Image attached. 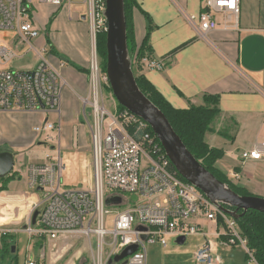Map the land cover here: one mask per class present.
I'll list each match as a JSON object with an SVG mask.
<instances>
[{"label": "built area", "instance_id": "1", "mask_svg": "<svg viewBox=\"0 0 264 264\" xmlns=\"http://www.w3.org/2000/svg\"><path fill=\"white\" fill-rule=\"evenodd\" d=\"M68 1L70 4L72 0ZM79 1L87 6L93 37L96 31L105 32L104 0ZM202 1V12L189 17L191 22H197L199 36L205 37L219 27L215 14L223 17L224 30L237 27L239 0ZM62 2L0 0V31H14L21 43L27 44V53L35 52L37 61L31 69H9V63L23 56H17L8 45L0 42V117L5 113L59 115L65 82L50 58L44 56L49 52L44 48L38 50L31 40L38 39L41 32L36 23L38 6L58 9ZM133 62L152 71H161L165 65L164 61L149 57L141 60L134 57ZM87 70L89 87L87 97L83 99V125L89 128L90 133L93 190L63 189L64 165L60 149H55V155L46 156V162L29 165L24 170L27 190L18 196V205L13 210L28 208V213L24 225L17 232L27 234L30 241L50 244H67L73 240L90 243L91 238H95L92 264H108L123 249L135 245L136 252L118 264H145L146 246L149 244L158 243L166 248L168 239L207 237L199 224L194 223V220L203 219L220 227L222 232L217 231L216 237L222 236L227 245L242 248L247 258L255 262L237 221L196 187L179 178L150 127L117 105L113 112L99 105L98 82H95L98 75L102 76V88L109 87V84L106 75L100 71L96 45ZM32 130L36 139L47 132L60 133V126L46 118ZM241 158L264 160V142L243 152ZM111 196L120 197L121 203L106 206L105 200ZM133 196L135 201L131 199ZM2 202L0 198V207ZM34 213L37 216L32 224ZM9 214L11 219H17L14 213ZM2 225L0 236L12 235V230L3 229ZM194 259L195 264L220 263L209 241L197 249ZM25 264L43 263L30 256Z\"/></svg>", "mask_w": 264, "mask_h": 264}, {"label": "crops", "instance_id": "2", "mask_svg": "<svg viewBox=\"0 0 264 264\" xmlns=\"http://www.w3.org/2000/svg\"><path fill=\"white\" fill-rule=\"evenodd\" d=\"M135 1L142 12L135 10L133 13L136 44L140 45L148 33L149 53L145 52L143 58L165 62L161 71L148 70L139 63L141 75L175 109H187L190 105L202 106L205 95L219 97L220 114L212 123L211 132L204 138L210 148L223 152V157L215 166L232 185L264 199V160L241 158L243 152L264 142V0H239L236 28L224 30L223 17L215 14L219 27L205 37L199 36L197 22L189 20L190 16H198L202 12V0ZM50 8L51 6H38L37 12L42 13L40 16L36 12V23L41 29L40 37L35 41L36 48H44L49 52V46L46 45L48 37L51 47L59 54L72 64L87 70L95 44L88 14L84 15L78 9L72 17L68 15L66 18L63 7ZM143 14L150 19L152 27L149 32ZM186 43V47L170 56L173 50ZM46 57L58 68L65 82L60 113H51L54 115L51 123L60 126V133L52 132L57 148L60 153L61 150H75L76 154L91 151L86 145V125H83V99L88 94V74L77 71L72 65L61 62L50 53ZM20 115L5 113L0 117V146L14 149L33 144L35 136H24L19 126ZM37 116L33 127L48 119L49 114L39 113ZM49 136L47 138L51 139L52 135ZM57 148L52 147L53 150ZM5 211L6 214L3 207L1 217H8L9 223L12 219L9 212ZM201 221L204 222L203 219H197L194 223L199 224L207 237L195 236L200 237L196 241L197 248L209 241L213 254L218 256L220 249L226 247L224 253L227 256L224 261L219 257L218 264H256L247 256L241 258L235 255L232 248H227L230 246L224 243L222 236L216 237L215 233L221 230L219 226L205 221L208 226ZM11 230L12 234L18 231L16 228ZM30 242L37 246V241ZM47 243L42 242L37 247L43 249ZM16 250L15 247V253ZM50 251L48 264L89 263L86 260L85 263H80L79 254L73 255L69 261H61L59 258L64 251L57 256L52 254L51 249ZM27 257L25 255V260ZM37 260L46 264L45 253H41Z\"/></svg>", "mask_w": 264, "mask_h": 264}, {"label": "rangeland", "instance_id": "3", "mask_svg": "<svg viewBox=\"0 0 264 264\" xmlns=\"http://www.w3.org/2000/svg\"><path fill=\"white\" fill-rule=\"evenodd\" d=\"M62 7L66 11V18L68 17V15L72 17L78 9L82 12V14L87 15V6H85V4L81 3L79 0H72L70 4L68 0H63ZM50 10H52V7L50 8ZM41 13L42 11H39L38 15L40 14L41 16ZM93 40L95 41V36L93 37ZM35 41L36 40H31V44L36 47L37 44L35 43ZM0 42H3L8 45L17 56H23L22 58L15 59L11 63H9V69L21 71L35 67V52L31 51L27 53V44L21 43V41L17 37V34L14 31H0ZM92 49H95V44L93 45ZM44 56H47V54H45ZM97 58L99 63V57L97 56ZM95 82H98L100 97L99 105H103L107 110L113 112V109L116 107L117 104L112 94L108 93L105 88H102V76L98 75L97 80ZM20 114L21 119L19 126L22 128L24 136L28 138L32 135L34 136L32 129L35 119L36 117H38L37 115L39 113ZM48 119L50 122H52L54 119V115L49 114ZM85 134L86 145L87 147H91L89 128L87 126H85ZM49 135H52L51 139L47 138ZM54 136L55 135L52 132L44 133L39 138L36 137L33 144L26 148L11 149L8 148V146H0V152L9 151L14 155V166L11 174H16V178L7 182V184L5 182L9 176H7V179L5 178V180L0 183V198L3 201L2 205L4 207V213L6 214L5 210H7L9 213H14V216L18 218L12 219L7 224H3V229H20L24 225V222L26 220V214L28 213V208L27 210H13L15 206L18 205V196L26 190L24 170L29 165L43 164L47 160L46 156H53L55 154V151L52 149V147L57 148V142L56 140H54ZM76 153L77 151L75 150H61L60 155L62 157V163L64 165V171L61 178L62 187L66 190L78 192L92 191L94 187V169L92 162V153L91 151L78 154ZM4 183L6 184V186H4ZM6 207L12 208L7 209ZM120 209L121 208H116V210ZM3 220L4 218L0 217V222H2ZM206 225H208V223ZM206 229H209V227H207ZM220 232L222 231L220 230ZM9 239L13 243V246H15L17 249L14 255L16 259V264H25V255L28 256L27 258L32 255L34 259L37 260L38 256L41 255V253L43 252L45 253L46 264H48L50 256L49 254L51 252L50 249L52 250V254H54L55 256L59 255V253L64 251L63 255L59 258L61 261L64 259L69 261L70 258H73L76 254H79L81 258L80 263H85L86 260L89 262L88 264H91L93 255L92 251L95 253L96 247L95 238H91L90 243L86 240H73L68 242L67 244L47 243L43 249H40L36 245H34V243H31L29 237L25 233L12 234ZM199 240L200 237H188L185 243L180 246L175 243L174 239H168L166 248L161 247V245L158 243L149 244L146 246L145 264H195L194 254L198 249V242L196 243V241ZM225 248L226 247H222L218 253V257H220L222 261H224V258L227 256V254L224 253V251L226 250ZM227 248H232V251H234L235 255L237 254L241 258H246V253L242 248L231 246ZM246 261L247 263H249L247 259ZM74 264H77V262H74Z\"/></svg>", "mask_w": 264, "mask_h": 264}, {"label": "water", "instance_id": "4", "mask_svg": "<svg viewBox=\"0 0 264 264\" xmlns=\"http://www.w3.org/2000/svg\"><path fill=\"white\" fill-rule=\"evenodd\" d=\"M104 3L105 75L116 103L150 127L177 174L196 187L225 214L236 221L248 211L264 214L263 198L240 196L216 179L186 149L163 113L140 91L127 49L124 1L104 0ZM13 166L14 155L9 151H1L0 180L11 174ZM131 199L135 201L136 198L133 196ZM120 203L121 198L118 196H111L105 200V205L108 207L117 206ZM36 216L37 213H34L32 224L35 223ZM175 243L181 246L185 243V238L180 237ZM136 250L137 246H128L109 260L108 264L125 262V259L134 254ZM11 253H15L14 246L11 247Z\"/></svg>", "mask_w": 264, "mask_h": 264}, {"label": "trees", "instance_id": "5", "mask_svg": "<svg viewBox=\"0 0 264 264\" xmlns=\"http://www.w3.org/2000/svg\"><path fill=\"white\" fill-rule=\"evenodd\" d=\"M124 1V17L126 25V39L127 49L132 62V71L135 76L136 84L140 91L156 106L166 117L174 132L183 142L186 149L200 162V164L211 174L215 176L220 182L226 184L233 192L240 196H252L243 189H238L227 179V177L217 170L215 164L223 157V152L218 149L210 148L205 142V135L211 132L212 123L219 116V97L205 95L203 96V105H190L187 109H175L170 106L165 99L155 90V88L141 75V69L138 62H133L134 57L141 60L144 53H149L148 33L140 45L135 41V28L133 13L139 10V6L135 0ZM203 10V9H202ZM141 12V11H140ZM142 13V12H141ZM148 23V32L151 29V22L147 15L143 14ZM51 22V19L49 23ZM47 32V31H46ZM46 45L49 46V53L57 57L60 61L72 65L77 71L88 74V70L81 68L69 62L61 54H59L53 47L49 38L46 39ZM96 53L99 57V68L101 73L105 74V32L96 31L95 33ZM188 43L176 48L170 54L174 56L178 51L186 47ZM108 93H111L109 87L105 88ZM117 108L123 110L117 104ZM172 170H174L171 165ZM179 176V175H178ZM16 174L9 175L7 182L14 180ZM179 178L183 181L180 176ZM5 180L1 179L0 183ZM4 183V184H5ZM6 184L4 186H6ZM1 191V190H0ZM241 211L239 214L241 215ZM237 224L242 236L247 240V247L252 252L256 264H264V214L255 211H248L243 214L238 220ZM11 235L1 236L0 249V264H16L14 257L15 253H11L13 243L10 241ZM42 242L37 241V246H41Z\"/></svg>", "mask_w": 264, "mask_h": 264}, {"label": "bare ground", "instance_id": "6", "mask_svg": "<svg viewBox=\"0 0 264 264\" xmlns=\"http://www.w3.org/2000/svg\"><path fill=\"white\" fill-rule=\"evenodd\" d=\"M4 201H5V200H4ZM2 206H3V205H2ZM2 206L0 207V212H2V211H1V209L3 208ZM6 208H7V209H10V207H6ZM3 218H4L3 222L7 223L9 218H8V217H3Z\"/></svg>", "mask_w": 264, "mask_h": 264}]
</instances>
